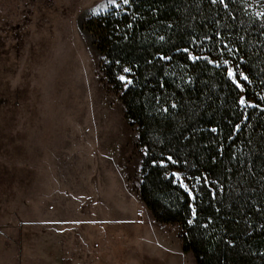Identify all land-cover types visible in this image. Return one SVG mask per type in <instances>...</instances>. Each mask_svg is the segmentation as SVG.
Segmentation results:
<instances>
[{"label": "rangeland", "instance_id": "obj_1", "mask_svg": "<svg viewBox=\"0 0 264 264\" xmlns=\"http://www.w3.org/2000/svg\"><path fill=\"white\" fill-rule=\"evenodd\" d=\"M113 6L0 0V264H196L139 195L138 132L86 29Z\"/></svg>", "mask_w": 264, "mask_h": 264}, {"label": "trees", "instance_id": "obj_2", "mask_svg": "<svg viewBox=\"0 0 264 264\" xmlns=\"http://www.w3.org/2000/svg\"><path fill=\"white\" fill-rule=\"evenodd\" d=\"M119 4L86 29L138 132L141 201L158 223L180 227L183 251L196 264H264V16L257 15L264 0ZM185 48L202 58L193 63ZM224 60L249 76L243 93L228 80ZM120 75L132 83L125 87ZM240 95L260 107L242 110ZM172 172L195 185V201ZM196 176L200 183L188 179Z\"/></svg>", "mask_w": 264, "mask_h": 264}, {"label": "snow or ice", "instance_id": "obj_3", "mask_svg": "<svg viewBox=\"0 0 264 264\" xmlns=\"http://www.w3.org/2000/svg\"><path fill=\"white\" fill-rule=\"evenodd\" d=\"M109 2L113 5H115L117 8L120 7V4L117 3V0H109ZM132 2V0H122V3L124 5H129ZM218 0H211V3L215 4L217 3ZM220 3L224 4L225 0H219ZM226 6V5H225ZM258 16H264V13H257ZM161 39H163V37H161ZM227 47V46H225ZM183 51L185 53H188V59L192 60L193 63H195L196 61H198L199 59H201L202 57L200 56H196L193 55L189 49L185 48L183 49ZM161 60H169L171 59V57L168 56H163L161 55L159 57ZM203 59L208 60V57H203ZM210 63H214L213 61L209 60ZM223 65L225 66V72L227 75L228 80L231 81V83L235 86L236 89H238L241 93H243L246 89H245V83L243 82H248L251 83L249 76L246 75L243 71H240L238 66H234V65H230V61L229 60H224L223 61ZM221 65L220 64H216V67L219 68ZM124 72H130L131 70L129 68H124L123 69ZM239 77V78H238ZM118 79L124 83V86L127 87L128 84H131L132 81L127 79V77H125L124 75H120L118 77ZM243 81V82H242ZM261 100H264V96L260 97ZM238 104L241 107L242 110L247 109V108H259L260 105L259 104H253L251 102H249L245 96L240 95L238 97ZM173 107H175V104H173ZM165 111H167V109H165ZM240 127V125H236V129L238 130ZM211 131L213 133H216L218 131V129L216 128H212ZM146 154V153H145ZM167 161L171 162L172 164H176L178 163V161H176L171 155H169L167 157ZM153 163H155V161H153ZM160 165L164 166V161L161 160L160 161ZM172 177L174 178V182L178 183L179 187L182 188L184 190V192H186L188 194V196L195 201L197 199V195L196 193L193 191V189L195 188V185H193L191 188L189 187V184L185 182V177L181 175V173L179 172H172L171 173ZM188 179H195L197 183H200L201 177L196 176V177H188ZM205 181L207 180V177L204 178ZM213 197L215 198V193H213ZM192 211V215L193 217H195L197 215V211H196V207L192 206L191 208ZM193 221L189 220L188 223L191 224Z\"/></svg>", "mask_w": 264, "mask_h": 264}]
</instances>
